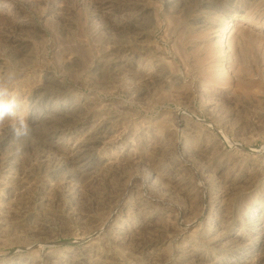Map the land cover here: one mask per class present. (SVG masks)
Returning <instances> with one entry per match:
<instances>
[{"label": "rangeland", "instance_id": "rangeland-1", "mask_svg": "<svg viewBox=\"0 0 264 264\" xmlns=\"http://www.w3.org/2000/svg\"><path fill=\"white\" fill-rule=\"evenodd\" d=\"M115 1L0 0V72L19 70L30 125L0 126V264H264V0ZM50 78L87 107L57 127Z\"/></svg>", "mask_w": 264, "mask_h": 264}, {"label": "bare ground", "instance_id": "bare-ground-1", "mask_svg": "<svg viewBox=\"0 0 264 264\" xmlns=\"http://www.w3.org/2000/svg\"><path fill=\"white\" fill-rule=\"evenodd\" d=\"M107 1H108V0H107ZM109 1H110V0H109ZM112 1H113V0H112ZM114 1H115V0H114ZM116 1H117V0H116ZM116 1H115V2H116ZM183 1H184V0H169V4L175 5L176 7H177V5H179V7L182 6V8L184 7V9H183V11H184V10H185V7H186V5H187L188 2H187L186 0H185L186 2H183ZM120 2H121V1H120ZM101 3H102V2H101ZM101 3H100V5H101ZM112 3H113V2H112ZM116 3H117V2H116ZM118 3H119V2H118ZM152 3H153V2H152ZM110 4H111V3H110ZM110 4L108 3V5H110ZM146 4H149V3H146ZM153 4H154V3H153ZM112 5H113V4H112ZM137 5H138V4H137ZM150 5H152V4L150 3ZM157 5H158V4H157ZM104 6H105V5H104ZM113 6H114V5H113ZM115 6H116V4H115ZM115 6H114V7H115ZM119 6H120V4H119ZM131 6H132V5H131ZM142 6H143V5H142ZM109 7H110V6H109ZM143 7H144V6H143ZM169 7H170V6H169ZM188 7H189V5H188ZM103 8H104V7H103ZM115 8H116V7H115ZM119 8H121V7H119ZM122 8H123V6H122ZM136 8H137V7H136ZM154 8H155V7H154ZM21 9H22V8H21ZM101 9H102V8H101ZM108 9H109V8H108ZM140 9H142V8H140ZM140 9L138 8L137 11L140 10ZM148 9H149V8H148ZM156 9H157V7H156ZM179 9H180V8H179ZM179 9H177V10H179ZM187 9H188V8H187ZM105 10H106V9H104V11H105ZM114 10L116 11V9H114ZM114 10H113V11H114ZM125 10H126V9H125ZM150 10H151V9H150ZM153 10H154V9H153ZM101 11H103V10H101ZM107 11H108V13L110 12V10H107ZM107 11H106V12H107ZM118 11H119V10H118ZM121 11H122V10H121ZM144 11H145V10H144ZM124 12H125V11H124ZM129 12H130V11H129ZM133 12L135 13L134 10H133ZM138 12H139V11H138ZM140 12H141V11H140ZM148 12H149V11H148ZM150 12H151V11H150ZM154 12H155V11H153L152 13H154ZM103 13H105V12H103ZM134 13H133V14H134ZM146 13H147V12H145L144 14H146ZM105 14L107 15V13H105ZM105 14H104V17H105ZM111 14H112V13H111ZM121 14H122V13H121ZM124 14H126V13H124ZM124 14H123V15H124ZM136 14H137V12H136ZM144 14H143V15H144ZM156 14H158V13H156ZM102 15H103V14H102ZM116 15H117V16H116ZM116 15H115L116 17L119 16L118 13H117ZM127 15H128V14H127ZM127 15H125V16H127ZM143 15H142V17H143ZM149 15H150V14H149ZM151 15H152V14H151ZM107 16H108V15H107ZM128 16H129V15H128ZM128 16H127V17H128ZM137 16H138V15H137ZM144 16H145V15H144ZM153 16H154V15H153ZM153 16H151V20H152L153 18H155V16H154V17H153ZM131 17H132V16H131ZM133 17H135V16L133 15ZM133 17H132V18H133ZM152 17H153V18H152ZM107 18H110V16L107 17ZM119 18H120V17H119ZM128 18H129V17H128ZM137 18H138V17H137ZM149 18H150V17H149ZM112 19H113V17H112ZM121 19H122V18H121ZM133 19H134V18H133ZM138 19H140V18H138ZM138 19H137V20H138ZM156 19H157V18H156ZM156 19H153V20H156ZM108 20L110 21V19H108ZM113 20H114V19H113ZM131 20H132V19H131ZM142 20H143V18H142ZM153 20H152V21H153ZM109 21H108V23H109ZM111 21H112V20H111ZM116 21H117V20H116ZM123 21H124V20H123ZM125 21H126V19H125ZM127 21H128V20H127ZM129 21H130V19H129ZM129 21H128V22H129ZM156 21H157V20H156ZM120 22H121V21H120ZM139 22H140V21H139ZM139 22H137V23H139ZM142 22H143V21H142ZM110 23H112V22H110ZM118 23H119V21H118ZM122 23H123V22H122ZM122 23H121V24H122ZM125 23H126V22H125ZM156 23H157V22H156ZM113 24H115V21L113 22ZM113 24H112V25H113ZM140 24H141V23H140ZM128 25H129V23H128ZM145 25H146V24H145ZM123 26H124V25H123ZM126 26H127V24H126ZM132 26H133V25H132ZM137 26H138V25H137ZM137 26H136V27H137ZM69 27H70V25H69ZM112 27H113V26H112ZM130 27H131V25H130ZM130 27H129V28H130ZM139 27H141V26H139ZM139 27H138V28H139ZM94 28H95V27H94ZM123 28H124V27H123ZM126 28H127V27H126ZM141 28H142V27H141ZM115 29H116V28H115ZM38 30H39V29H38ZM116 30H117V29H116ZM119 30H120V29H119ZM127 30H128V29H127ZM134 30H135V28H134ZM136 30H137V28H136ZM120 31H122V30H120ZM125 31H126V30H125ZM128 31H129V30H128ZM132 31H133V29H132ZM22 41H23V40H22ZM26 42H28V41H26ZM20 43H21V42H20ZM16 45H17V44H16ZM13 46H14V45H13ZM28 46H29V49H30V45H28ZM16 47H17V46H16ZM16 47H15V48H16ZM26 47H27V46H26ZM19 48H20V47H19ZM22 48H23V47H22ZM24 48H25V47H24ZM24 48H23V49H24ZM23 49H22V50H23ZM27 49H28V48H27ZM16 50H17V49H16ZM20 51H21V50H20ZM26 51H27V50H26ZM18 52H19V50H18ZM29 52H30V50H29ZM29 52H28V53H29ZM23 54H24V52H23ZM29 54H30V53H29ZM26 55H27V54H26ZM111 56H112V55H111ZM111 56H109V58H111ZM126 56H127V55H126ZM115 57H116V56H115ZM107 58H108V57H107ZM117 58H118V56H117ZM120 58L122 59V57H120ZM115 59H116V58H115ZM118 59H119V58H118ZM123 60H125V59H123ZM123 60H122V61H123ZM128 60H129V59H128ZM128 60H127V62H128ZM110 61H111V60H110ZM116 61H117V60H116ZM119 61H120V60H119ZM132 61H133V60H132ZM163 61H164V60H163ZM107 62H108V61H107ZM117 62H118V61H117ZM123 63L127 64L125 61H124ZM163 63H164V62H163ZM109 64H110V63H109ZM109 64H108V65H109ZM113 64H114V63H113ZM167 64H168V63H167ZM123 65H124V64H123ZM114 66H115V65H113V67H114ZM116 66H117V65H116ZM125 66H126V65H125ZM166 67H167V66H166ZM167 68H169V67H167ZM169 69H170V68H169ZM160 72H162V70H161ZM160 72H159V73H160ZM168 72H169V70H168ZM171 72H173V71H171ZM173 73H174V72H173ZM160 74H161V73H160ZM170 74H171V73H170ZM163 75H164V74H163ZM168 75H169V73H168ZM170 76H171V75H170ZM174 76H175V75H174ZM167 77H168V76H167ZM171 77H172V76H171ZM171 77H169V78H171ZM158 78H159V77H158ZM160 78H161V76H160ZM165 78H166V76H165ZM169 78H168V80H169ZM50 79H51V78H50ZM171 79H172V78H171ZM173 79H174V78H173ZM48 80H49V79H48ZM61 80H65V79H61ZM61 80H59V79H57V78H53V79H51V81H50L51 84H50V82H49V85L53 86L54 88L59 89V90L62 89V88H65V91H63V92L61 93L62 96H61V94H59V96H61L60 98H59L58 95L56 96L53 92L51 93L50 97H48L49 99L47 98V99H48V103L51 104V105H49V104H48V106L46 105V107H47V108L45 109V110H46V113L44 112L46 115H44V116L41 117V118L43 119L44 122H47V123L50 122L53 126L56 124V125H55L56 127H57V125H58L59 120L62 118V117H60V116H61L60 113H59L60 111L66 112L67 114H65V115H68V118H71V117L73 118V116H76L75 113H78L77 111H81V110H78V109H80L81 106H83V107L85 108V106H84L85 103L83 104V103L78 99V97L75 95V93L72 91V89H71L69 86H67L66 84L63 85V83H65V82H63V81H61ZM159 80H160V79H159ZM161 80H162V79H161ZM163 81H165V80L163 79ZM168 82H169V81H168ZM49 85H48V86H49ZM49 88H50V87H49ZM52 89H53V88H52ZM47 90H48V89H47ZM47 90H46V91H47ZM52 91H53V90H52ZM60 91H61V90H60ZM43 92H44V91H43ZM49 92H50V91H48L47 93H49ZM55 93H56V91H55ZM36 95H37V94H36ZM78 95H79V94H78ZM38 96H40V95H38ZM38 96H36V97H38ZM33 97H34V96H33ZM44 97H46V95H44ZM44 97H43V98H44ZM39 98H40V97H39ZM41 98H42V97H41ZM61 98H63V99H64V98H65V99L67 98L66 100L68 101V104H69V105L66 104V103L63 102V101H62L63 103H61V101H58V99H61ZM79 98H80V97H79ZM81 99H82V98H81ZM83 99H84V98H83ZM85 99H86V98H85ZM85 99H84V100H85ZM38 100H40V99H38ZM38 100H37V102H38ZM88 100H89V99H88ZM33 101H34V100H33ZM40 102H41V101H40ZM87 102H88V101H87ZM31 103H32V102H31ZM33 103H34V102H33ZM44 103H46V102L44 101ZM81 103H82V104H81ZM35 104H36V103H35ZM37 104H38V103H37ZM86 104H87V103H86ZM38 105H39V104H38ZM38 105H37V106H38ZM66 105H67V107H66ZM33 106H34V105H32V107H33ZM35 107H36V106H35ZM39 107H40V105H39ZM78 107H79V108H78ZM83 107H82V108H83ZM44 108H45V107H44ZM86 108H87V107H86ZM86 108H85V110H86ZM85 110H83V111H85ZM31 113H32V112H31ZM34 113H36V112H34ZM39 113H40V112H39ZM78 114H79V113H78ZM81 114H83V113H81ZM65 115H64V116H65ZM83 115H85V113H84ZM33 116H34V115H33ZM62 116H63V115H62ZM65 117H66V116H65ZM80 117H81V116H80ZM182 117H184V116L182 115ZM34 118H35V117H34ZM85 118H86V117H85ZM180 118H181V117H180ZM185 118H186V117H185ZM187 118H188V117H187ZM187 118H186V119H187ZM81 119H83V117H82ZM81 119H80V120H81ZM63 120H64V119H63ZM65 120H66V119H65ZM98 120H99V119H98ZM32 121H33V120H32ZM43 121H42V122H43ZM100 121H101V120H100ZM164 121H166V120H164ZM40 122H41V121H40ZM42 122H41V123H42ZM185 122L188 123V120L185 121ZM190 122H191V121H190ZM31 123H32V122H31ZM38 123H39V121H38ZM50 123H49V124H50ZM53 123H54V124H53ZM61 123H62V122H61ZM94 123H95V122H94ZM187 123H186V124H187ZM36 124H37V123H36ZM42 124H44V123H42ZM51 124H50V125H51ZM165 124H167V123H165ZM171 124H172V123H171ZM181 124L186 126V124L183 122V120H181ZM188 124H189V123H188ZM191 124H192V122H191ZM191 124H190V125H191ZM45 125H46V123H45ZM45 125H44V126H45ZM36 126H37V125H36ZM47 126H48V125H46V129L48 128ZM59 126H60V124H59ZM94 126H95V125H94ZM191 126H193V125H191ZM95 127H96V126H95ZM99 127H100V126H99ZM106 127H107V126H106ZM171 127H172V126H171ZM171 127H170V125H169V128H171ZM37 128H38V127H37ZM62 128H63V127H62ZM186 128H187V126H186ZM189 128H191V127H189ZM192 128H193V127H192ZM199 128H200V127H199ZM42 129H43V128H42ZM171 129H174V128L172 127ZM39 130H40V129H39ZM48 130H49V129H48ZM60 130H61V128H60ZM174 130H175V129H174ZM178 130H179V128H178ZM182 130H183V129H182ZM190 130H191V129H190ZM200 130H201V129H200ZM45 131H46V130H45ZM61 131H62V130H61ZM103 131H104V130H103ZM169 131H170V129H169ZM201 131H202V130H201ZM41 132H42V131H41ZM62 132H63V131H62ZM176 132H177V131H176ZM187 132H189V131H187ZM187 132H186V134H187ZM43 133H44V132H43ZM98 133H99V132H98ZM171 133L173 134V132H171ZM181 133H182V131H181ZM197 133H199V132H197ZM45 134H46V133H45ZM47 134H48V133H47ZM49 134H50V133H49ZM60 134H61V133H60ZM62 134H63V133H62ZM96 134H97V133H96ZM156 134H157V133H156ZM163 134H164V133H163ZM178 134H179V133H178ZM194 134H196V132H195ZM43 135H44V134H43ZM54 135H58V130H57V131H54ZM159 135H160V136H163V135H161V133H160ZM167 135H168V133H167ZM173 135H174V134H173ZM176 135H177V133L174 135L175 138L177 137ZM183 135H184V134H183ZM58 136H60V135H58ZM160 136H157V137H160ZM193 136H194V135H193ZM40 137H42V136H40ZM43 137H44V136H43ZM61 137H62V136H61ZM164 137H165V136H164ZM177 138H178V137H177ZM177 138H176V139H177ZM180 138H182V137H180ZM194 138H195V137H194ZM196 138H197V136H196ZM199 138H200V137H199ZM208 138H209V137H208ZM54 139H55V138H54ZM44 140H45V139H44ZM56 140L59 141L60 138H59V140H58V138H57ZM166 140H167V139H166ZM182 140H183V139H182ZM208 140H209V139H208ZM46 141H47V139H46ZM48 141H49V139H48ZM57 141L54 140V142H57ZM184 141H185V140H184ZM206 141H207V140H206ZM52 142H53V141H52ZM169 142H171V141L169 140ZM178 142H179V144H178V148L181 149V151L184 153V155L186 154L185 156H188V158L186 159V161L191 162V160H190V158H189V155H191V154H190V151L188 150V148H189L188 146H189V145H186V144H185L186 142H185V143H182V141H178ZM208 142H209V144H210V141H208ZM25 143H26V142H25ZM216 143H217V142H216ZM216 143H215V144H216ZM9 144H11V143L9 142ZM52 144H53V143H52ZM52 144H51V146H52ZM57 144H58V143H57ZM84 144H85V143H84ZM169 144H170V143H169ZM176 144H177V143H176ZM176 144H175V145H176ZM187 144H189V143H187ZM211 144H212V142H211ZM55 145H56V143H55ZM90 145H91V144H90ZM90 145H89V146H90ZM185 145H186L188 148H186ZM207 145H208V143H207ZM216 145H217V144H216ZM216 145H215V146H216ZM10 146H11V145H10ZM53 146H54V145H53ZM58 146H59V145H58ZM170 146H171V145H170ZM222 146H223V145H222ZM23 147H24V146H22V148H23ZM59 147H60V146H59ZM91 147H92V146H91ZM91 147H90V148H91ZM174 147H175V146H174ZM218 147L220 148V145H219ZM218 147H217V148H218ZM88 148H89V147H88ZM88 148H87V149H88ZM90 148H89V149H90ZM201 148H202V147H201ZM80 149H81V148H80ZM192 149H193V148H192ZM195 149H196V148H195ZM197 149H199V147H198ZM197 149H196V151H197ZM202 149H203V148H202ZM202 149H200V150H202ZM204 149H205V148H204ZM206 149H207V148H206ZM168 150H170V148H169ZM190 150H191V149H190ZM200 150H199V151H200ZM207 150H208V149H207ZM216 150H217V149H216ZM223 150H224V149H223ZM17 151H18V150H17ZM21 151H22V150H21ZM79 151H80V150H79ZM82 151H83V149H82ZM85 151H86V150H85ZM170 151H171V150H170ZM191 151H192V150H191ZM90 152H91V151H89L88 154H89ZM161 152H163V151H161ZM172 152H173V151H172ZM197 152H198V151H197ZM204 152H205V151H204ZM9 153H10V152H9ZM15 153H17V152H15ZM183 153H182V154H183ZM202 153H203V152H201V154H202ZM206 153H207V152H206ZM208 153H209V152H208ZM220 153H221V152H220ZM220 153H218V154H220ZM224 153H225V151H224ZM12 154H14V153H12ZM12 154H8V155H12ZM77 154H78V153H77ZM85 154L87 155V152H86ZM85 154H84V155H85ZM164 154H165V153H164ZM173 154H174V153H173ZM210 154H211V153H210ZM213 154H214V153H213ZM221 154H223V153H221ZM225 154H227V153H225ZM17 155H18V154H16L15 156H17ZM22 155H23V154H22ZM166 155H167V154H166ZM170 155H171V154H170ZM204 155L206 156V154H204ZM215 155H216V153H215ZM223 155H224V154H223ZM223 155H221V156H223ZM229 155H230V154H229ZM18 156H19V155H18ZM73 156H74V155H73ZM73 156H71V158H72ZM77 156H79V155H77ZM174 156H175V155H174ZM219 156H220V155H219ZM226 156H227V155H226ZM19 157H20V156H19ZM80 157H83V156H80ZM89 157H90V154H89ZM163 157H164V156H163ZM165 157H166V156H165ZM165 157H164V160H163V161L166 160ZM206 157H207V156H206ZM208 157H209V156H208ZM208 157H207V158H208ZM210 157H211V156H210ZM214 157H215V156H214ZM224 157H225V156H224ZM21 158H22V157H21ZM174 158H175V157H174ZM215 158H216V157H215ZM215 158H214V159H215ZM16 159H18V158H16ZM16 159H14V160H16ZM76 159H77V158H76ZM81 159H82V158H81ZM221 159H222V157L220 158V160H221ZM21 160H22V159H21ZM21 160H20V161H21ZM70 160H71V159H70ZM169 160H170V159H169ZM174 160H175V159H174ZM211 160L213 161V159H211ZM211 160H210V161H211ZM218 160H219V159H218ZM220 160H219V161H220ZM227 160H228V158H227ZM17 161H18V160H17ZM17 161H16V162H17ZM78 161H79V158H78ZM163 161H162V162H163ZM170 161H171V160H170ZM172 161H173V160H172ZM172 161H171V162H172ZM210 161H209V162H210ZM10 162H12V159H11ZM10 162H9V163H10ZM18 162H19V161H18ZM18 162H17V163H18ZM75 162H77V161H75ZM86 162H87V163H86ZM86 162H85V163H82L81 166L79 165V166H80L79 169L81 170L80 172H82V173H83L84 171L87 172L88 170H91V169L93 168V167H90V166H92V165H89V164H88L89 161H86ZM157 162H158V161H157ZM159 162H160V160H159ZM159 162H158V163H159ZM222 162H223V161H222ZM228 162H229V161H228ZM9 163H8V164H9ZM77 163H78V162H77ZM77 163H76V164H77ZM79 163H81V162L79 161ZM158 163H157V165H158ZM160 163H161V162H160ZM175 163H176V162H175ZM175 163H174V164H175ZM217 163H218V162H217ZM11 164H12V163H11ZM74 164H75V163H74ZM211 164H212V163H211ZM225 164H226V163H225ZM12 165H13V164H12ZM15 165H16V164H15ZM17 165H18V164H17ZM19 165H20V164H19ZM155 165H156V164H155ZM88 166H89V167H88ZM162 166H163V165H162ZM216 166H217V165H216ZM216 166H215V167H216ZM219 166H221V165H219ZM9 167H10V165H9ZM74 167H75V166H74ZM154 167H156V166H154ZM159 167H160V166H159ZM164 167H165V166H164ZM170 167H172L171 164H170ZM226 167H227V166H226ZM76 168H77V170H78V166H76ZM96 168H97V167H96ZM156 168H158V167H156ZM161 168H163V167H161ZM166 168L168 169V166H167ZM172 168H173V167H172ZM172 168H171V169H172ZM177 168H178V167H177ZM181 168H182V167H181ZM181 168L179 167V169H181ZM216 168H217V167H216ZM220 168H221V167H220ZM73 169H74V168H73ZM93 169H95V166H94ZM163 169H165V168H163ZM167 169H165L164 171L166 172ZM169 169H170V168H169ZM174 169L177 170V169H176V166H175ZM75 170H76V169H75ZM153 170H155L154 172H152V173L155 174V175H154V179H155L154 181L157 182V183H159V184H161V185H163V184L166 185L165 181L162 179V178H164V177H163V176H164L163 174H165V173H163V172L160 170V171L163 173V174H162L159 170L154 169V168H153ZM223 170H224V169H223ZM225 170H226V168H225ZM228 170H230V169H228ZM78 171H79V170H78ZM173 171H174V170H173ZM178 171H179V170H178ZM76 172H77V171H76ZM80 172H79V173H80ZM92 172H93V171H92ZM223 172H226V171H223ZM230 172H231V171H230ZM72 173H73V172H72ZM82 173H81V174H82ZM84 173H85V172H84ZM84 173H83V175H84ZM178 173H179V172H178ZM228 173H229V172H228ZM87 174H89V173L87 172ZM222 174H223V173H222ZM225 174H227V173H225ZM69 175H70V174H69ZM74 175H75V174H74ZM74 175L72 176V178L74 177ZM166 175H167V174H166ZM173 175H174V174H173ZM227 175H228V174H227ZM76 176H77V175H76ZM76 176H75V177H76ZM79 176H80V174H79ZM151 176H152V175H151ZM175 176H176V175H175ZM178 176H179V175H178ZM178 176H177V177H178ZM70 177H71V176H70ZM168 177H170V176L168 175ZM168 177L166 178V180L168 179ZM172 177H173V176H172ZM149 178H150V176H149ZM182 178H183V177H182ZM73 179H74V178H73ZM146 179H147V178H146ZM174 179H175V178H174ZM174 179H173V180H170V182H172V181L174 182ZM177 180H178V179H177ZM183 180H184V178H183ZM150 181H151V178L148 179V182H150ZM168 181H169V179H168ZM168 181H167V182H168ZM178 181H179V180H178ZM144 182H147V181L145 180ZM170 182H168V183H170ZM175 182H176V181H175ZM184 182H185V181H184ZM151 183H152V182H151ZM168 183H167V184H168ZM176 183H177V182H176ZM181 183H182V181H181ZM146 184H147V183H146ZM146 184H145V185H146ZM155 184H156V183H155ZM159 184H158L157 186H159ZM170 184H171V183H170ZM172 184L174 185V183H172ZM179 184H180V183H179ZM150 185H151V184H150ZM146 186H147V185H146ZM177 186H178V184H177ZM184 186H185V185H184ZM150 187H151V186H150ZM180 188H181V187H180ZM183 188H185V187H183ZM183 188H181V189H183ZM68 197H69V196H68ZM70 197H71V196H70ZM64 198H65V197H64ZM158 200H160V199H158ZM254 202H255V201H254ZM261 202H262V201H261ZM251 203H252V202H251ZM251 203H250V204H251ZM248 204H249V203H248ZM253 204H254V203H253ZM254 206H256V205H254ZM254 206H252V207H254ZM259 206H260V205H259ZM262 206H263V204H262ZM243 207H244V206H243ZM262 208H263V207H262ZM244 211H245V210H244ZM251 212H252V211H251ZM25 214H26V212H25ZM28 214H29V213H28ZM262 214H263V213H262ZM262 214H260V215H262ZM26 216H27V215H26ZM30 216H32V215H30ZM33 216H34V215H33ZM258 216H259V215H258ZM22 217H23V216H22ZM22 217H20V218H22ZM250 218H251V217H250ZM255 218H256V217H255ZM27 219H28V218H27ZM27 219H26V220H27ZM26 220H22V221H23V224L20 222L21 220L19 221V223L22 224V225L24 226V224H25L24 221H26ZM29 220H31V219H29ZM32 220H34V219L32 218ZM235 220H236V219H235ZM34 221H35V220H34ZM246 221H247V220H246ZM249 221H250V220H249ZM251 221H252V220H251ZM35 222H36V221H35ZM0 223H1V222H0ZM19 223H18V224H19ZM26 223H27V222H26ZM257 223H258V222H257ZM7 224H8V223H7ZM31 224H32V222H31ZM39 224H40V223H39ZM248 224H249V223H248ZM250 224H251V223H250ZM252 224H253V223H252ZM262 224H263V228H264V223H262ZM1 225H2V224H1ZM27 225H28V224H26L25 226H27ZM3 226H4V225H3ZM19 226H20V225H19ZM29 226H30V229H31V225H30V224H29ZM1 227H2V226H1ZM6 227H7V226H6ZM12 227H13V226H12ZM15 227H16V226H15ZM32 227H33V226H32ZM37 227H38V223H37ZM253 227H255V226H253ZM256 227H257V226H256ZM25 228H26V227H25ZM38 228H39V227H38ZM259 228H260V227H259ZM2 229H3V228H2ZM11 229H12V228H11ZM13 229H14V228H13ZM30 229H29V230H30ZM39 229H40V228H39ZM251 229H252V228H251ZM257 229H258V228H257ZM0 230H1V228H0ZM4 230H5V229H4ZM4 230H3V231H4ZM6 230H7V229H6ZM12 231H13V230H12ZM33 231H34V229H33ZM41 231H42V230H41ZM254 231H255V230H254ZM262 231H263V230H262ZM10 232H11V231H10ZM1 233H3V232H1ZM6 233H7V231H6ZM39 233H40V232H39ZM262 233H263V232H262ZM43 234H44V233H43ZM239 234H240V233H239ZM245 236H246V235H245ZM237 237H238V236H237ZM241 237H242V236H241ZM243 237H244V236H243ZM258 237H259V235H258ZM258 237H257V238H258ZM244 238H245V237H244ZM263 238H264V237H263ZM248 239H249V237H248ZM251 239H252V238H251ZM239 240H240V239H239ZM241 240H242V239H241ZM260 240H261V238H260ZM262 242H264V239H262ZM246 243H247V242H246ZM251 244H252V243H251ZM258 244H259V243H258ZM262 244H263V243H262ZM254 246H255V244H254ZM189 248H190V247H189ZM250 248H251V247H250ZM252 249H253V248H252ZM259 249H261V248H259ZM191 250H192V249H191ZM251 252H252V251H251ZM252 253H254V252H252ZM252 253H251V254H252ZM259 253L262 254V250H261V252H260V250H259ZM242 254H243V253H242ZM257 254H258V253H257ZM263 254H264V252H263ZM29 255H30V254H29ZM259 255H260V254H259ZM29 257H30V256H29ZM260 257H261V256H260ZM17 258H18V257H17ZM20 258H23V257L21 256ZM20 258H19V259H20ZM55 258H56V257H55ZM33 259H34V258L30 259V261L33 260ZM16 260H17V259H16ZM20 260H21V259H20ZM20 260H19V261H20ZM27 261H28V260H27ZM31 262H32V261H31ZM259 262H260V261H259ZM1 263H2V262H1ZM22 263H23V262H22ZM25 263H26V262H25ZM34 263H35V262H34ZM34 263H33V264H34ZM13 264H14V263H13ZM17 264H18V263H17ZM35 264H36V263H35Z\"/></svg>", "mask_w": 264, "mask_h": 264}, {"label": "clouds", "instance_id": "clouds-1", "mask_svg": "<svg viewBox=\"0 0 264 264\" xmlns=\"http://www.w3.org/2000/svg\"><path fill=\"white\" fill-rule=\"evenodd\" d=\"M19 74L15 68L0 72V126L7 121L12 136L17 140L28 136L30 132L28 119L18 111V98L12 90Z\"/></svg>", "mask_w": 264, "mask_h": 264}]
</instances>
